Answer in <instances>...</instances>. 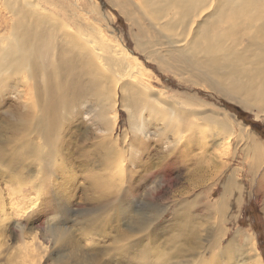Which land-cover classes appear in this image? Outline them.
<instances>
[{"label": "bare ground", "instance_id": "1", "mask_svg": "<svg viewBox=\"0 0 264 264\" xmlns=\"http://www.w3.org/2000/svg\"><path fill=\"white\" fill-rule=\"evenodd\" d=\"M117 5L137 28V49L146 51L151 59L156 57L164 70L189 74L197 86L209 88L246 109L259 105L264 108V1L118 0ZM3 7L10 21L6 23L5 32L0 33V94L10 85L21 86V93L26 92L27 104L20 119L9 123V130H22L23 136L18 138L19 134L15 133L0 141V156H8L18 165L25 161L34 165L26 178L35 185L33 196L29 203L17 209L26 225L34 223L35 216L50 207L55 208L62 189H57L58 184L64 187L77 179L76 167H73L74 173L64 162L62 142L71 123L84 118L79 105L89 98L108 102V108L103 107L97 115L98 127L104 130L102 134L109 133L112 125L118 127L119 104L128 115L135 142L147 140L155 133L153 128L161 124L163 135H173V140L167 142L172 143L174 150L168 154L170 157L178 154L177 163L184 164L188 159L187 153L180 149L187 151L186 148L195 147L194 135L201 134L198 120L205 122V128H217L211 134L213 139L222 134L225 138L233 135L232 123L226 117L220 119L215 117L216 113L206 112L207 115L199 118L198 112L189 108L192 101L188 108H183L174 104L162 90L151 87L142 65L131 56L129 49L106 39L96 23H75L72 16L57 13L55 7L58 6L52 0H4ZM157 47L165 50L168 57L160 55L155 50ZM104 140L106 138L96 145L98 150L94 157L86 159L99 168L100 173L89 172L86 181L93 197L92 191L100 194L97 189L102 187L98 188V183L104 184L100 180L102 173L114 172L113 189L108 193L104 189L100 194V200L103 193L108 197L100 202L102 206L95 213L98 218L114 209L111 218L115 220L118 214L121 218L127 215L121 203L126 187L137 194L141 183L151 180L152 175L146 169L141 171L140 160L133 153L126 158L127 154L118 149V139L110 144ZM122 140L124 144L127 142V134ZM145 143L142 146L148 149L150 145ZM255 146V158L263 161L264 147ZM9 152L12 156L7 155ZM133 179L137 182L131 186ZM148 210L153 215L144 221H132L131 231L149 232L160 212ZM54 227L49 230L59 232ZM54 234L55 238L62 239L65 233ZM36 244L41 252L46 251V247ZM131 245L137 259L140 253H153L141 238L122 247L120 254H126ZM250 250L259 262L255 243L250 245Z\"/></svg>", "mask_w": 264, "mask_h": 264}, {"label": "rangeland", "instance_id": "2", "mask_svg": "<svg viewBox=\"0 0 264 264\" xmlns=\"http://www.w3.org/2000/svg\"><path fill=\"white\" fill-rule=\"evenodd\" d=\"M52 1L58 6L55 7L57 13L72 16L75 23H96L106 39L126 46L142 65L146 81L171 97L174 104L188 108L192 101L189 108L196 110L199 118L212 112L220 119L226 117L232 123L233 135L225 138L222 134L213 139L211 134L217 128H205V122L198 120L201 134L194 135L195 147L190 146L187 151L179 147L188 156L187 162L181 164L177 163L178 154L169 156L174 147L167 141H172L173 135H163L161 124L153 128L155 133L147 140L135 142L128 115L118 103V127L112 125L109 133L102 134L104 130L98 127L97 115L103 107L108 108V102L87 99L79 105L84 118L71 123V130L67 129L62 142L64 162L72 170L74 166L77 169L75 184L68 183L64 187L58 184L57 189L62 188L59 202L55 208L50 207L35 216L34 223L26 225L25 218L17 211L33 196L35 185L26 178L34 165L31 161L18 165L8 156H0V264H264V160L258 161L253 153L255 145L264 147V108L259 105L246 109L209 88L197 86L189 74L164 70L156 57L151 59L146 51L137 49V28L121 11L118 0ZM3 3L4 0H0V33L5 32L10 21ZM155 50L168 57L160 47ZM21 90V86L10 85L0 94V141L15 133L19 134L18 138L23 136L22 130H9L10 121L19 120L27 104L26 92L22 94ZM126 134L128 140L124 144L122 139ZM101 138H106L104 141L108 144L118 139V149L131 154H125L126 158L134 155L140 160L141 171L146 169L152 175L151 180L141 183L137 194L126 187L121 203L128 212L122 218L118 214L115 220L111 218L114 209L98 218L96 214L102 206L100 202L108 197L103 193L100 200V194L113 189L114 172L102 173L100 180L104 184L98 183V188L102 187L97 189L100 194L92 191L93 197L86 181L89 172L100 173L99 168L86 159L94 157ZM145 141L150 145L148 149L142 146ZM7 155L12 156V153ZM136 182L133 179L131 186ZM148 209L161 213H157L159 216L149 232L131 231L132 221H144L153 215ZM52 225L61 234L65 233L62 239L55 238L54 233L59 232L50 231ZM18 234L20 238L16 239ZM139 238H144L145 244L153 249L152 254L150 251L140 253L141 259H137L132 245L127 247V255L120 254L122 247ZM36 243L46 247V251L41 252ZM253 243L261 263L250 250Z\"/></svg>", "mask_w": 264, "mask_h": 264}]
</instances>
